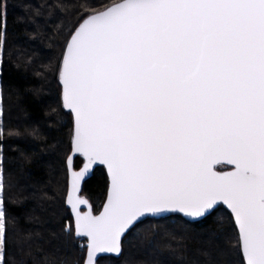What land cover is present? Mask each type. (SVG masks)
<instances>
[{"label": "snow or ice", "instance_id": "6c2138e0", "mask_svg": "<svg viewBox=\"0 0 264 264\" xmlns=\"http://www.w3.org/2000/svg\"><path fill=\"white\" fill-rule=\"evenodd\" d=\"M56 70L73 117L66 203L75 234L88 240L85 264L123 255L129 235L151 264H178L176 249L157 244L162 227L175 241L176 227L145 222L182 213L187 239L219 202L238 231L235 248L216 255L264 264V0H114L81 15ZM98 165L109 182L94 215L80 193ZM6 197L0 172V264ZM62 231L73 235L72 224ZM17 264L40 262L22 248Z\"/></svg>", "mask_w": 264, "mask_h": 264}, {"label": "trees", "instance_id": "16d2710c", "mask_svg": "<svg viewBox=\"0 0 264 264\" xmlns=\"http://www.w3.org/2000/svg\"><path fill=\"white\" fill-rule=\"evenodd\" d=\"M112 2L6 0V22L0 17V170L7 192L8 264H17L22 248L30 262L83 264L85 239L62 231L67 224L73 226L65 203L72 119L61 105L56 69L69 30L81 15ZM77 157L74 163H79ZM106 188L104 169L95 167L80 193L94 212ZM186 220L170 213L145 223L166 226L172 222L176 240L164 235L171 228L162 227L157 244L176 249L178 264H240L241 255L232 259L216 255L218 249L235 248L237 243V229L226 208L219 205L207 219L189 225L192 232L187 239L179 228ZM122 241L123 255L100 256L96 264H151L134 236Z\"/></svg>", "mask_w": 264, "mask_h": 264}, {"label": "water", "instance_id": "95a60500", "mask_svg": "<svg viewBox=\"0 0 264 264\" xmlns=\"http://www.w3.org/2000/svg\"><path fill=\"white\" fill-rule=\"evenodd\" d=\"M64 48H65V45H64ZM63 52H64V49H63ZM63 52H62V54H63ZM61 57H62V55H61ZM60 59H61V58H60ZM57 80H58V83H59V85H60V101H61V105H62V95H61V93H62V84H61V82H60V80H59L58 72H57ZM62 107H63V105H62ZM63 108H64V107H63ZM64 110H66V111H68V112L70 113V110H68V109H66V108H64ZM70 114H71V113H70ZM71 119H72V129H73V117H72V114H71ZM71 137H72V130H71V136H70V151H69L68 155L71 153ZM68 155H67V156H68ZM76 156H78V154H73V160H74V158H75ZM98 166H101V167L104 169V171H105V174H106V177H107V188H108L109 177H108V173H107V168H106V166H104V165H98ZM98 166H96V167H98ZM218 166H219V165L216 166V170H217V171L221 170V169L218 168ZM223 170H224V171H229V170H231V168H230V167H225V168H223ZM69 188H70V175H69V169H68V167H67V189H66V195H65V203H66V197H67V194H68ZM107 188H106V192H105L104 200H103V202H102V204H101L99 210L96 211V212L93 211V214H94V215L99 214V213L103 210V205H104V203L106 202V198H107ZM80 195H81V194H80ZM81 197L84 198L83 196H81ZM66 205H67V207H68V209H69V212H70V215H71V217H72L74 236H75L76 238H82V237L77 236V235L75 234V229H74V213H73L72 210H71V206L68 205L67 203H66ZM219 205L223 206L224 208H226V209L230 212V214H231V216H232V219H233V221H234V216H233V214L231 213V210L228 209L227 205H224L222 202H219L218 206H219ZM82 208H83V210L87 211V207H86V206H82ZM169 214H170V213H169ZM177 214H180L183 218L188 219V218L185 217L184 214H182V213H177ZM234 224H235V221H234ZM235 226H236V225H235ZM236 229H237V231H238L237 226H236ZM84 239H85V241H84V245H85V255H84V261H83V264H85V260H86V256H87V251H88V249H87L88 240H87V238H84ZM107 255L118 256L119 254H117V253H99V254H97V258H99L100 256H107Z\"/></svg>", "mask_w": 264, "mask_h": 264}, {"label": "rangeland", "instance_id": "374dc122", "mask_svg": "<svg viewBox=\"0 0 264 264\" xmlns=\"http://www.w3.org/2000/svg\"><path fill=\"white\" fill-rule=\"evenodd\" d=\"M0 97H1V92H0ZM0 113H1V100H0ZM1 172V170H0Z\"/></svg>", "mask_w": 264, "mask_h": 264}]
</instances>
